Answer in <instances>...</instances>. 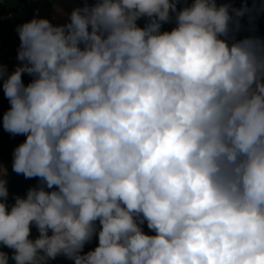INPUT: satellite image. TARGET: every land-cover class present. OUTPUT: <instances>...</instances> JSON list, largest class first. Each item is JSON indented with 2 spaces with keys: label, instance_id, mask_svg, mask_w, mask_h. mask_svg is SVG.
<instances>
[{
  "label": "clouds",
  "instance_id": "obj_1",
  "mask_svg": "<svg viewBox=\"0 0 264 264\" xmlns=\"http://www.w3.org/2000/svg\"><path fill=\"white\" fill-rule=\"evenodd\" d=\"M260 14L255 0H84L64 24L16 26L2 127L25 137L13 172L38 181L9 204L0 168L14 264H264ZM244 17L253 34L237 38Z\"/></svg>",
  "mask_w": 264,
  "mask_h": 264
},
{
  "label": "built area",
  "instance_id": "obj_2",
  "mask_svg": "<svg viewBox=\"0 0 264 264\" xmlns=\"http://www.w3.org/2000/svg\"><path fill=\"white\" fill-rule=\"evenodd\" d=\"M231 2L236 7H240L241 4L244 2L243 0H217V3H226ZM24 4L28 7L32 8V16L30 18H24L21 16H17L12 12L5 11L7 2L6 0H0V23L2 24V30L9 35H12V39H16L18 45L12 48L6 46V43H0V65H7L9 72L13 71L15 66L17 65V48L19 46V37L15 31V28L18 24L31 20L34 16L39 18H46L51 23L54 24L53 15L55 8H56V0H24ZM241 24L243 29L246 27L245 19L242 18ZM166 25V24H164ZM163 25V26H164ZM242 31L237 34V38L242 35ZM252 32L247 31L244 36L251 35ZM23 79V75H22ZM0 93H3L2 89V81L0 82ZM5 110L0 113V121L2 122V116ZM21 140L17 136L9 135V138L6 141V147L4 149L5 153L12 154L13 148L20 143ZM144 230L146 233H149L146 225L144 226ZM98 244V240L96 238L90 244L85 246L84 251H88L89 249L94 248ZM50 264H73L72 261L64 258V257H57L55 260L51 261Z\"/></svg>",
  "mask_w": 264,
  "mask_h": 264
},
{
  "label": "crops",
  "instance_id": "obj_3",
  "mask_svg": "<svg viewBox=\"0 0 264 264\" xmlns=\"http://www.w3.org/2000/svg\"><path fill=\"white\" fill-rule=\"evenodd\" d=\"M23 4H24V0H22ZM84 3V0H56V8L54 11L53 15V20H54V24L55 25H59V24H64L67 22L68 20V14L71 12V10L74 7L77 6H82ZM89 4L95 3V0H88ZM14 4V0H10V4L6 5L5 11L8 12H12L14 14H16L17 16H21L24 18H30L32 16V8L28 7L24 4V10H25V14L22 15H18L17 11L12 10L10 7V5ZM22 12V9H21ZM2 30V24L0 23V31ZM11 38L8 39L6 42H0L2 44L6 43V46L9 48L15 47L18 45V42L16 41V39H12V35H10ZM9 70V69H8ZM24 80V78H23ZM9 107V104L2 108L0 110V113L3 110H7ZM9 133L5 132L3 127H2V122L0 121V168L6 169L7 171V187H8V191L11 187L12 182L15 183H21L23 184L22 188H29L30 186H34L37 184L38 178H31V179H25V177L23 175H18L15 172H13L12 170V155L5 153L4 149L6 147V141L9 138ZM19 138L20 143L25 139L24 136H17ZM9 204L14 203L13 197H9ZM38 236V232L36 230V228L33 226L31 228V235L30 238L35 239Z\"/></svg>",
  "mask_w": 264,
  "mask_h": 264
},
{
  "label": "trees",
  "instance_id": "obj_4",
  "mask_svg": "<svg viewBox=\"0 0 264 264\" xmlns=\"http://www.w3.org/2000/svg\"><path fill=\"white\" fill-rule=\"evenodd\" d=\"M6 2H7V5L10 4V0H6ZM188 2L191 3V0H188ZM246 2L248 3L249 6H251L253 3V0H246ZM255 2L257 4H264V0H255ZM24 7L25 6H24L22 0H14V4L10 5L9 8H11L14 11H17L18 15H22V14H25V10H24L25 8ZM21 9H22V12H21ZM244 19H245L246 27H245V30H243L242 35L239 36V38H242V36L245 33H247L246 29L249 27L247 17H244ZM138 24L140 26H143L144 20L143 19L139 20ZM173 26H174L173 24H166V25L162 26V30H171V28ZM255 29H256V31L254 33L255 35L264 37V17L262 14H260L256 18ZM10 38H11V36L9 34H6L3 30L0 31V42H6ZM18 63H20V62L17 60V64ZM23 78H24L25 84H27L31 79L27 74H23ZM7 105H8L7 99L4 97L3 93H0V110L2 108L6 107ZM22 186H23V184H21V183H16V186H15V183L12 182L11 187L9 189V197H13L14 195L25 196L27 188H22Z\"/></svg>",
  "mask_w": 264,
  "mask_h": 264
},
{
  "label": "water",
  "instance_id": "obj_5",
  "mask_svg": "<svg viewBox=\"0 0 264 264\" xmlns=\"http://www.w3.org/2000/svg\"><path fill=\"white\" fill-rule=\"evenodd\" d=\"M262 15L264 17V14H262ZM0 251L9 253V261H8V264H14V262L11 260V251L12 250H10V249H8V248L3 247L2 245H0Z\"/></svg>",
  "mask_w": 264,
  "mask_h": 264
}]
</instances>
